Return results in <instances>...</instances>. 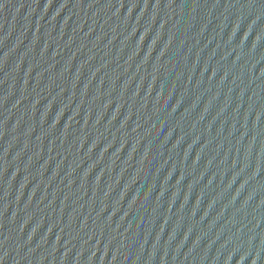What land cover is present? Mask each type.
Segmentation results:
<instances>
[{
    "label": "water",
    "instance_id": "obj_1",
    "mask_svg": "<svg viewBox=\"0 0 264 264\" xmlns=\"http://www.w3.org/2000/svg\"><path fill=\"white\" fill-rule=\"evenodd\" d=\"M0 264H264V0H0Z\"/></svg>",
    "mask_w": 264,
    "mask_h": 264
}]
</instances>
